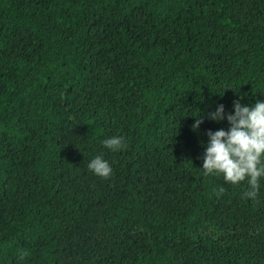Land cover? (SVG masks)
Returning <instances> with one entry per match:
<instances>
[{
    "label": "trees",
    "instance_id": "1",
    "mask_svg": "<svg viewBox=\"0 0 264 264\" xmlns=\"http://www.w3.org/2000/svg\"><path fill=\"white\" fill-rule=\"evenodd\" d=\"M235 99L264 100V0H0V264H264V177L200 168Z\"/></svg>",
    "mask_w": 264,
    "mask_h": 264
},
{
    "label": "clouds",
    "instance_id": "2",
    "mask_svg": "<svg viewBox=\"0 0 264 264\" xmlns=\"http://www.w3.org/2000/svg\"><path fill=\"white\" fill-rule=\"evenodd\" d=\"M233 110L224 111V105L217 103L208 113L214 121L226 119L228 127L206 130L208 137L202 155V173L221 175L225 182L236 185L247 180L248 189L242 198L254 199L259 189V180L264 177V100H256L252 105L241 104L239 99L232 102ZM191 127L196 129L201 123L199 114ZM101 144L111 150L125 146L124 137L113 135L104 138ZM87 169L95 175L108 178L112 167L101 154L93 156ZM223 192V188L219 189ZM23 255V254H21Z\"/></svg>",
    "mask_w": 264,
    "mask_h": 264
}]
</instances>
